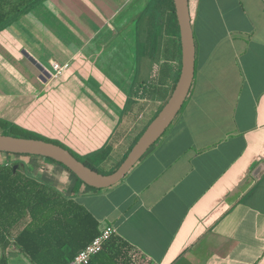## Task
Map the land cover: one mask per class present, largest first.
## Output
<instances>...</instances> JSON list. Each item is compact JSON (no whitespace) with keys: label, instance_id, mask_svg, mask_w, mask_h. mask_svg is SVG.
I'll return each mask as SVG.
<instances>
[{"label":"crops","instance_id":"crops-1","mask_svg":"<svg viewBox=\"0 0 264 264\" xmlns=\"http://www.w3.org/2000/svg\"><path fill=\"white\" fill-rule=\"evenodd\" d=\"M189 3L192 95L120 183L94 189L42 158H22L18 170L83 206L100 232L113 226L127 246L119 264H264V172L252 176L264 164V0ZM156 7L43 0L1 30L0 128L45 133L96 168L109 165L176 85L154 77L156 68H179L176 43L168 56L157 35L149 42L164 27ZM139 59L150 67L146 79ZM53 62L68 67L55 77ZM5 253L9 264H32L15 245Z\"/></svg>","mask_w":264,"mask_h":264},{"label":"trees","instance_id":"trees-1","mask_svg":"<svg viewBox=\"0 0 264 264\" xmlns=\"http://www.w3.org/2000/svg\"><path fill=\"white\" fill-rule=\"evenodd\" d=\"M41 1L43 0H0V31ZM155 5L161 14V24L168 29L178 49L177 83L181 70V43L174 3L173 0H155ZM152 121L130 147L118 168ZM117 142L116 138H112L111 145ZM111 149L110 146L107 148ZM71 153L79 161L101 173L88 160H81ZM14 166L15 164H0V249L3 251L0 264H9L5 252L11 245H15L32 264H67L100 234L98 221L74 200L65 199L52 188L25 176L20 170L14 172ZM68 171L79 183L84 184ZM21 224L22 229L12 238V231ZM125 248L127 246L124 243L113 238L91 264H119L122 252L127 253Z\"/></svg>","mask_w":264,"mask_h":264},{"label":"water","instance_id":"water-1","mask_svg":"<svg viewBox=\"0 0 264 264\" xmlns=\"http://www.w3.org/2000/svg\"><path fill=\"white\" fill-rule=\"evenodd\" d=\"M180 31L181 70L174 91L157 117L149 124L121 166L111 174H101L79 161L69 150L37 139L0 135V153L28 155L53 160L70 170L85 185L102 190L120 183L143 156L161 139L181 112L195 78L196 43L189 0H173ZM19 166H14V172ZM264 164L253 172L260 179Z\"/></svg>","mask_w":264,"mask_h":264},{"label":"rangeland","instance_id":"rangeland-1","mask_svg":"<svg viewBox=\"0 0 264 264\" xmlns=\"http://www.w3.org/2000/svg\"><path fill=\"white\" fill-rule=\"evenodd\" d=\"M142 23H143V20L141 21V24H140L141 27H142ZM141 27L139 29L141 31V33L139 35V54L142 57V53H143L144 49L146 48V43L144 41H142V28ZM156 35L159 38L158 39L159 40L158 42L161 44V46H163V47L165 46V48L166 47L168 48V51H167L168 56H170V54L172 55L173 52L175 51L176 47L173 44V41H172L173 37L169 33L168 29H166L165 27L162 28L159 25L157 27L156 31L153 32L152 39H150V41H149L151 44H152L151 41L153 39L154 40L156 39L155 38ZM166 58H168V57H165V59ZM146 63L147 62L144 61V60H142V59L137 60L136 65H138V68L137 69L139 70V77L141 76L140 78L143 77V78L146 79V77H148V75L150 73V71H149L150 70V67ZM158 70H159L158 68H156V70H155V73H154L155 79H157V80L161 79L162 80V84H165V83L167 84V82H168V87H169L170 90H172V87H173V84L172 83H174V81L177 79L176 78V74L177 73H175V72L172 73L171 72L170 74L165 75L164 72L159 73ZM147 80H148V78H147ZM192 92H193V90L191 91L190 96L192 95ZM190 96L187 99V101L185 102V105H184L182 111L179 113V115L177 116V118L175 119V121L172 124H174L180 118V116L182 114H184V112L186 110V107H187V104H188V101L190 99ZM170 97L167 98V102L170 99ZM163 108H164V106H163ZM163 108H153V113L150 114L146 118V120L143 122V125H141L140 130L138 132H136L129 141L126 142V145L125 146L121 147L120 150L117 149L116 151L113 152L114 154L111 155L112 156L111 158H114L112 160V162L109 165H107V166H99V167H97V169L102 174H111V173L115 172L118 169V165H120V163L125 158V156H126L127 152L129 151L130 147L134 144V142L136 141V139L142 133L143 129L147 126V124L150 121H152V119L154 120L157 117V115L161 112V110ZM171 126H170V129H168L166 131L165 135L168 134V132L171 130ZM0 135L12 136V137H17V138L28 137L29 139L43 140V141H46V142L49 141L50 143L51 142L52 143H57V144H59V145H61L63 147H67L66 144H64L60 140L53 139L52 137H50L49 135H47L45 133L32 132V131L24 130L22 128H17V127L0 128ZM72 151L81 160H84L83 158H86V157L77 155V153L74 150H72ZM22 158H42L46 162H51V163L53 162V161H50L47 158H43V157L28 156V155H13V154H8V153H0V164L2 162H4V161H6V162L8 161L9 164H15L17 166H20L21 165V167H23L24 166V162H22ZM53 163H56V162H53Z\"/></svg>","mask_w":264,"mask_h":264},{"label":"built area","instance_id":"built-area-1","mask_svg":"<svg viewBox=\"0 0 264 264\" xmlns=\"http://www.w3.org/2000/svg\"><path fill=\"white\" fill-rule=\"evenodd\" d=\"M54 76L57 77L68 67L60 66L57 63L51 64ZM116 229L113 226H106L101 230L100 234L84 249H82L72 260L67 264H91L94 258L101 253L106 244L116 235Z\"/></svg>","mask_w":264,"mask_h":264}]
</instances>
